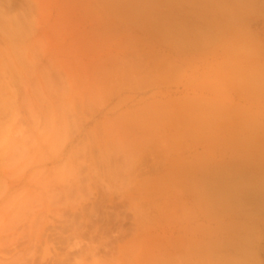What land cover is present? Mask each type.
<instances>
[{"label":"rangeland","instance_id":"obj_1","mask_svg":"<svg viewBox=\"0 0 264 264\" xmlns=\"http://www.w3.org/2000/svg\"><path fill=\"white\" fill-rule=\"evenodd\" d=\"M0 103V264H264V0H0Z\"/></svg>","mask_w":264,"mask_h":264},{"label":"bare ground","instance_id":"obj_2","mask_svg":"<svg viewBox=\"0 0 264 264\" xmlns=\"http://www.w3.org/2000/svg\"><path fill=\"white\" fill-rule=\"evenodd\" d=\"M4 103H5V102H4ZM0 104H2V103H0ZM1 106L3 107V105H1ZM50 109H52V108L50 107ZM0 110H1V109H0ZM47 117H48V116H47ZM49 117H51V116H49ZM60 119H61L60 123H59V121L57 120V121H58V124H59V125H58L59 128H57V129H58V130H60V129L63 130V129L65 128L63 124H65V123H62V122L65 121V120H64L65 118L63 119V117H61ZM62 120H63V121H62ZM61 123H62V124H61ZM66 123H67V122H66ZM62 125H63V127H64L63 129H62V127H60V126H62ZM65 126H66V124H65ZM61 130H60V133H57V134L59 135V137H60V136H63V133H62L63 131H61ZM56 132H57V131H56ZM56 132H55L54 135H56ZM65 133H66V131H65ZM53 137H54V136H53ZM64 137H65V136H64ZM55 139H57V135H56V138H55ZM60 139H61V138H60ZM60 139L58 138V140H56L57 143H58V141H59ZM28 140H30V138H29ZM28 140H27V141H28ZM52 140H54V138H52ZM27 141H26V142H27ZM31 141H32V140H31ZM54 141H55V140H54ZM54 141H52L53 144L50 143V144H52V146H55V145L58 146V145L60 144V142H59L58 144H56ZM26 142H25V141L22 142L21 147H25L24 145H26ZM28 142H29V141H28ZM54 143H55V144H54ZM27 144H28V143H27ZM57 146H55V147H57ZM24 149L26 150V148H23V149H22V151H21L22 154H25V153H23V152H24ZM26 151H27V150H26ZM205 151H206V150H205ZM201 154H202V153H201ZM182 159H183V158H182ZM179 161H180V160H179ZM190 161H191V160H190ZM205 161H206V160H205ZM205 161H204V162H205ZM191 163H192V162H191ZM176 164H177V163H176ZM185 164H186V163H185ZM193 164H194V162H193ZM173 165H174V164H173ZM191 165H192V164H191ZM203 165H204V163H203ZM206 166H207V165H206ZM206 166H205V167H206ZM189 167H190V166H189ZM197 167H198V166H197ZM171 168H172V167H171ZM186 168H187V167H186ZM173 169H174V168H173ZM179 170H180V169H179ZM189 170H190V169H189ZM204 170H205V169H204ZM172 171H173V170H172ZM192 171H193V169H192ZM202 171H203V170H202ZM205 172H207V171H205ZM202 173L204 174V172H202ZM206 175H207V174H206ZM203 177H205V176H203ZM193 179H194V178H193ZM195 180H196V181H199V180L196 179V178H195ZM193 181H194V180H193ZM196 181H194V182H196ZM192 183H193V182H192ZM189 184H191V183H189ZM198 184H199V183H198ZM188 186H189V185H188ZM196 186H197V183H196ZM204 190H205V189H204ZM205 194H206V193H205ZM192 197H193V196H192ZM206 198H207V197H206ZM191 200H193V198H192ZM187 201H188V200H187ZM189 201H190V200H189ZM191 204H192V203H191ZM192 205H193V204H192ZM135 246H136V247L134 248L135 250H138V249L143 250V249H142V243H140V245L136 244ZM73 248H74V249H73ZM73 248H72V250L69 249L68 251H66V252L64 253L65 256L63 257V259H62V258H58V257H56V258H55V262H53V263L50 262V263H51V264H63V262H65V261H67V260H70L71 258H73V257H75L76 255L80 254V252H81L82 249H83V247H82V249H81V248H75V247H73ZM66 250H67V249H66ZM94 250H95V248H94ZM92 251H93V250H92ZM92 251H91V252H92ZM81 253H82V252H81ZM93 253H94V252H93ZM95 254H96V252L94 253V255H95ZM80 255H81V254H80ZM80 255H79V256H80ZM56 256H58V255H56ZM53 258H54V257H53ZM58 259H60V260L57 261ZM50 263H49V264H50ZM47 264H48V263H47Z\"/></svg>","mask_w":264,"mask_h":264}]
</instances>
